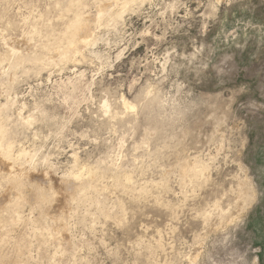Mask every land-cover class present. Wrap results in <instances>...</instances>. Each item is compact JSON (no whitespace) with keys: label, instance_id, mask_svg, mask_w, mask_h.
Segmentation results:
<instances>
[{"label":"clouds","instance_id":"9594fccd","mask_svg":"<svg viewBox=\"0 0 264 264\" xmlns=\"http://www.w3.org/2000/svg\"><path fill=\"white\" fill-rule=\"evenodd\" d=\"M29 7L51 19L33 27L23 0H0V193L23 187L38 219L60 213L61 264H240L230 152L209 135L200 96L213 79L204 49L156 44L122 63L134 40L183 28L186 0Z\"/></svg>","mask_w":264,"mask_h":264},{"label":"rangeland","instance_id":"374dc122","mask_svg":"<svg viewBox=\"0 0 264 264\" xmlns=\"http://www.w3.org/2000/svg\"><path fill=\"white\" fill-rule=\"evenodd\" d=\"M34 2L23 0L20 16L38 28L44 23L40 18L51 19V15L42 7H29ZM186 11L192 15L185 18ZM175 19L183 28L170 32L164 41L134 40L122 63L144 56L156 44L161 51L177 45L183 55L204 49L213 77L200 91L204 119L209 135L216 139L219 134L225 140L232 162L226 188L235 207L227 231L235 238L240 264H264V0H220L218 6L216 0H186V8ZM132 22L143 30L144 19L133 16ZM107 31L102 28V33ZM98 47L103 51L105 46ZM32 203L23 187L14 191L10 186L0 193V264H61L60 253L67 251L64 241L70 237L55 222L60 213H48L51 219L46 221L38 219L39 213L28 207ZM26 213L31 220L25 219Z\"/></svg>","mask_w":264,"mask_h":264},{"label":"bare ground","instance_id":"6f19581e","mask_svg":"<svg viewBox=\"0 0 264 264\" xmlns=\"http://www.w3.org/2000/svg\"><path fill=\"white\" fill-rule=\"evenodd\" d=\"M242 209V208H241Z\"/></svg>","mask_w":264,"mask_h":264}]
</instances>
